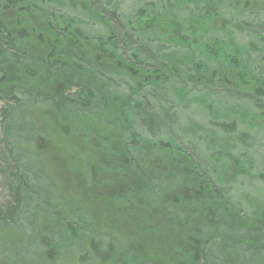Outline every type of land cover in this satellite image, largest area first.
Returning a JSON list of instances; mask_svg holds the SVG:
<instances>
[{"label":"trees","instance_id":"trees-1","mask_svg":"<svg viewBox=\"0 0 264 264\" xmlns=\"http://www.w3.org/2000/svg\"><path fill=\"white\" fill-rule=\"evenodd\" d=\"M203 1L204 0H200V3L202 2V4H205ZM234 1L237 2L236 0ZM25 2L28 6L31 5L34 10L38 8L36 6L37 0H25ZM244 3H246V9L235 5L233 2L235 14L237 12L240 13V15L245 14L244 17L250 21L260 18V11H257V9L254 11L253 6L262 5V2L243 0L241 5L243 6ZM60 4L64 7L67 5L66 2ZM191 5L194 4L191 3ZM145 6L146 5L143 4L144 8ZM187 6L186 15L190 13V9L187 10ZM138 10H134L132 14L135 15ZM59 15L56 14L55 18H51L50 16L44 17V22L48 26L47 31L52 32V36L54 37L55 35L66 36L65 29H69L66 26L67 24L69 25L67 17L65 15ZM21 18H23V20ZM124 18V21L132 20L131 14L126 15ZM74 22H78L76 18ZM33 25L30 14H16L9 19L7 18V14L5 15L0 12V53L1 55L2 53H9L10 56L8 59L10 58L9 61L11 64L14 62L17 64V60H24L26 57V43L30 41L28 38H33V34H36L33 30ZM246 25L249 26L251 24L248 23ZM254 25L255 23L253 26ZM49 26L51 27L50 29ZM239 29L243 30V27L241 26ZM125 31L127 34H123V37L127 36L128 39L126 41L127 43L121 42V48L122 50L127 49V52L134 51L135 49L129 46V44L132 43V41H130V35H132V33L129 29ZM188 31L190 32L188 33ZM250 32L251 39L245 42V44L239 46L236 41L233 42L232 62H230V64H232L233 67L232 79L234 81L245 80L246 75L248 76L249 73L255 74L254 72L257 71L258 67H255V57H253V55H256L258 58L259 55L264 52L261 48L262 45L264 46V38L259 41L258 34H256L255 31ZM195 33L193 27L188 28L186 26V37H188L185 40L186 45L180 44L179 46L184 49L181 54V60L184 59V61H186L185 65L190 63L193 69L199 70L204 67L200 66L195 60H192L195 58V51L192 50L194 38L196 37ZM213 34L214 31L211 29L210 25L202 28V36H212ZM138 41L142 44L140 48L146 53L148 48L145 37L139 38ZM170 47L172 46L170 45ZM243 48L245 49L244 52L242 50ZM138 50V64L142 65L144 61L147 60V56ZM208 51V49H205L203 52L208 54ZM74 52L79 53L80 51L74 50ZM228 58L229 53L226 55V63ZM73 60L74 78L71 81L69 80V91L74 90L73 95L65 100L63 99L64 104L56 101V107L50 100H45L43 98L37 99L35 97V90L30 89L21 82V80H26L29 76L25 73L22 74L20 69L18 70V66L16 67L18 71L17 74H14L12 71L6 72L3 68L2 61H0V101L7 103L6 108L3 109L5 115L2 116V120L7 122L3 125V141L6 143V148L10 153L9 156L13 160L12 165L16 168V170H13L11 166L6 168L9 174L12 173L11 176L9 175L11 177V185L9 187L11 202L8 203L5 209L0 210V233L8 231L15 234V232L21 229L22 220L20 219L22 215L27 216L30 212L33 213V215H43L52 220L56 219V221L61 220L63 216L64 220L67 218L68 222L69 219L72 220V214H75L76 211L82 208V212H84L83 219L85 221L93 220L96 226L99 225L95 227L91 222H88L87 225H84L86 227L85 229L88 233L97 232L100 238L99 245L102 244L101 242H105L107 246L106 257L102 259L100 264H264V228L260 224L259 209L253 208L250 212H240L238 209H235L233 205L230 204V199L223 196L219 191H216L214 186L208 182L206 174L200 170L199 163L190 155L193 151L187 149L191 151L188 153L185 148L182 149L180 146L175 148V145L178 144L174 143L171 145V143H169L168 139L174 141V136L167 132L165 134L167 138L164 139L165 143L157 142L158 140L155 142L152 141V143H155L154 146H159V149H154V152L163 157L161 165L157 166V169H161L159 171H164L166 165H168L169 168L167 169L173 173L171 175L174 177L175 181H177L176 189H174L180 195L177 208L178 218H174L172 207L170 205H165L163 202L165 199L163 193L165 195L168 193L165 191L163 192V189L159 187L157 179H152L151 175L148 174V172L155 170L152 169L151 156L147 154V150L143 148L139 149V151L136 149H126L122 146L121 142L117 141L120 136L129 138L128 140L131 141L139 139V137H137V131H134L135 126L131 125V122L135 123L136 118L144 119L146 122L144 123L147 128L150 129V132L151 130H156L155 126L157 124L154 122L155 119L153 115L146 112L144 103L140 99L142 90H138V92L135 93L136 86L134 84V76L131 74L127 76L124 74L122 75L121 82L126 85V92L120 94L116 91H108L106 85L111 86V83L109 81L102 82V80L97 77L96 73L91 77L90 84L85 83V80L87 81V75L84 72L85 68H83L82 64H80L77 59ZM190 60H192V62ZM259 60H262V58ZM210 62L211 61H208V63ZM207 67L210 69L209 66ZM236 73H238L239 76H235L237 75ZM188 74L190 73L187 72L184 78L169 76V79L174 80L170 82L163 81L161 83L165 87H170L172 90L170 94L176 95L179 101V97L187 101V92H190V89L194 92L199 85L196 84V81L202 79L204 82L201 83L200 86L203 89L201 90L203 95L211 97L212 91L216 90L215 88L222 87L224 95L237 99L240 104L244 105L242 107L258 109L264 105L262 99L258 98L257 90L251 91L250 89L247 90L245 87H239V89H234L233 87V89H230L227 88L228 82L225 83L221 81L217 84L213 82L212 77L191 76ZM167 79L166 77H153L148 79L149 82L147 85L156 86L159 81ZM180 82L184 83L183 85L190 89L186 88V90L182 92L177 91L173 83L178 85ZM161 83L159 84L162 85ZM261 92H263L262 96H264L263 87ZM164 96L165 93L160 97L163 98ZM77 98H81L79 103H81L82 107L78 110L79 112L71 108L73 107L72 101H77ZM166 98L165 96V99ZM38 100L43 102L47 101L46 104L43 103V106H53V110L59 112V121L60 118L68 121V119L63 116L65 113H62V109H66L68 105L72 112L75 111L82 115L92 114V116L100 114L97 115L98 119H100L99 116H101V119L107 120L105 126L93 131L89 124V118H79L81 125H85L84 123H86L85 127L88 129L89 134H85V137L88 139L81 136L83 144H74L81 149L84 148V151L89 150L88 154L95 156L93 159H96V162L91 164V173L87 176V179L91 181L89 187L84 189V186H81L84 190L83 194L81 196L79 194V196H77L78 199L72 197L73 200L71 201L70 199L72 204H69V201L65 203L62 202V211H57L50 201V193L55 191L54 186L56 185L55 182H52L53 172L59 170L66 172L63 170V166L68 162V148L69 144L73 143V141L69 140V133L66 135V131L60 135L55 128L56 124L54 121L49 123L51 125L47 126L46 130L38 126V117L36 116L37 112H40V110L36 111ZM109 101L112 103L110 104ZM10 103H13V105ZM14 106L17 107V109L14 108ZM9 111L16 112H11L9 115ZM41 112L44 116V122H50V117L45 116L47 111L43 110ZM69 116L75 115L69 114ZM152 124L154 125L153 128L151 127ZM212 124L217 129H220L223 134H225L226 138H232L233 145L237 141L236 145L241 144V146H244L254 136L251 137L244 131L239 130L238 128L241 127V124L235 121L230 123L216 121ZM111 127H114V133L120 135L113 138L115 140L114 144L110 142L112 140ZM49 128H51L49 132H52L50 135H55L52 140L55 150L52 152L49 147H46L51 140L44 141L42 145L39 143L42 141V134L48 131ZM80 131L82 134L84 128ZM151 134L154 135L152 132ZM91 140H96L97 145H92ZM189 141H191V139ZM63 146H65L66 149H63ZM231 148L230 146V149ZM204 149L206 150L207 147ZM228 155H230V151H228ZM228 155H226V157H228ZM101 158L105 159L103 164H99ZM26 167H31L30 172L35 175V177L32 178H37L33 181L35 184H33L32 189H28L29 185H27V182L29 177L27 175L29 172H25ZM94 169L97 170L96 175H98V180L96 182L93 180L95 178H89L92 176V170ZM242 174L247 176V173L244 171ZM37 180H39V182ZM247 182L250 183L248 180ZM53 183H55V185ZM35 185H37L36 189ZM48 188V199L40 198V194L44 196L47 195ZM75 190L77 191L79 189L75 188ZM258 192L260 193L259 190ZM70 193L71 194H68L73 195L72 192ZM261 194L264 196V193ZM147 196H150V198L151 196H161L162 198L158 200V204L160 203V205L155 206L158 208L157 210L161 212L160 217L162 220H168V223H175L178 225V227L177 225L175 226L176 228L174 229L175 232L172 233V238H170L168 242H165L166 246L169 248V255L166 258L168 263L162 261L164 254L161 256L162 258L160 257V252L164 253V248L162 247V242L159 241L160 239L157 237L158 234H154L152 230H148L149 233H147L148 231L143 234L139 233L140 230L145 231L146 228L148 229L153 221L152 218L149 219V217H147L151 211L150 208L152 206L150 202L153 198L148 199ZM255 199L258 200V197ZM253 202L256 203V205L258 204L257 201ZM78 203H80L81 206H78ZM159 206H163V212L162 207ZM169 209L171 211L170 216H167L165 219V214L166 212L168 213ZM173 211L175 213V210ZM64 214L66 216L69 215V217H66ZM59 227L60 226L55 225L49 228L51 233H54L55 236L48 239L49 242H46L44 245L49 247L50 251H64L67 253V256H69L70 252H79L81 249L76 247L74 248L75 251L69 250V237H74V234H78L76 233L78 228L76 229L72 224H64V230H62L63 226H61V229H59ZM69 228L72 229V235H69ZM63 238H65L64 242L66 244L61 243ZM57 239L60 240V243H53V247H55L53 248L50 245L52 244L51 240ZM174 239L177 241L173 242ZM215 246L218 247L220 253L218 257L214 255L212 251L206 252L207 248L213 249ZM178 247L180 250L177 252L175 250Z\"/></svg>","mask_w":264,"mask_h":264},{"label":"flooded vegetation","instance_id":"flooded-vegetation-1","mask_svg":"<svg viewBox=\"0 0 264 264\" xmlns=\"http://www.w3.org/2000/svg\"><path fill=\"white\" fill-rule=\"evenodd\" d=\"M97 1L100 3L95 6L94 4L92 5V0H37L36 6L38 8L34 10L31 5L28 6L25 0H0V12L7 14L9 19L16 14H30L34 24L33 30L36 32V34H33V38H28L30 41L26 43V57L24 60H17V64L15 62L11 64L10 58L8 59L9 53H2V55L0 53V61H2L5 71H12L17 74L16 67L18 66V70L20 69L22 74L25 73L29 76V78L27 77L26 80H21V82L30 89L35 90L37 99L50 100L52 104H55L56 101L64 104L63 99L69 98L67 96L69 82L74 78L73 59H77L85 68L84 72L87 75L85 83L90 84L91 77L96 73L102 82L109 81L111 83V86L106 85L108 91H116L120 94L127 91L126 85L121 82L123 74L134 76L135 93L144 89H164V91L168 89L171 92L170 87L163 86L161 82L173 81L174 79H169V76L184 78L186 73L189 72L190 74L188 75L191 76L212 77L213 82L217 84L221 81L228 82L227 88L230 89H233V87L234 89L245 87L247 90H257L258 98H261L264 103L263 92H261L262 87L264 88V52L258 58L254 55L257 61L255 67H258L257 71L254 72L256 75L249 73L248 76L246 75L245 80L240 81L232 79L233 67L230 62H232L233 42L236 41L241 46L251 39L250 31L252 30L249 29L248 32L247 27L249 28V26L246 24L249 22L244 17L245 14L240 15L238 12L235 14L233 8L234 2L235 5L246 9V3L243 6L241 5L243 0H236L237 2L234 0H204L205 4L200 3V0H146L144 2V5H146L144 10L138 7L132 9L131 12L139 10L135 15L133 14L134 18L128 21H124L125 18H123V21H121L120 17L118 18L116 14L118 6L117 8L114 7V5H118L116 0H112V2ZM135 1L137 3L141 2V0ZM64 2L67 3L65 7L60 4ZM191 3L194 5H191ZM186 6L187 10L190 9L188 15H186ZM67 7H69V15H66V17L69 25L67 24L66 26L69 29H65L66 36L55 35L54 37L52 32L47 31L48 26L44 22V17L55 18L58 12H65ZM254 7H256L255 10L260 11V18L264 16V3ZM75 18L78 21L76 23L74 22ZM21 19L23 20V18ZM209 25L214 34L212 36H202V28ZM95 26H98L100 30L91 31ZM186 26L188 28L193 27L196 32L194 44L192 45V50L195 51V58L192 60L204 67L199 70L193 69L190 63L185 65L186 61L184 59L181 60V54L184 49L179 45H186L185 40L188 38L186 37ZM241 26L243 30L239 29ZM121 28L131 31L132 35H129L132 43L128 44L130 48L135 49L134 51L127 52V49L122 50L121 42L127 43L128 38L127 36L123 37V34L120 33ZM247 32V36L244 37ZM143 36L147 41L148 49L146 53L142 51L138 41ZM263 38L264 36L258 34L259 41ZM134 39L136 42H134ZM205 49L209 50L208 54L203 52ZM74 50H79L80 52L77 53ZM137 50L147 56V60L142 65L138 64ZM242 50L243 52L245 51L244 48ZM228 53L229 58L226 63L225 59ZM260 58L262 60H259ZM192 60L190 61L192 62ZM208 61L211 62L208 63ZM236 74L235 76H239L238 73ZM153 77H166L168 79L159 81L156 86L147 85L148 79ZM203 82L204 80L202 79L196 81V84L199 85L194 92L189 87L184 86L182 82L178 85L173 83L179 92L186 90V88L190 89V92H187V101L180 97V101L177 100V96L174 94H171L166 99L164 96L161 100V103H164L163 107L169 104L168 110L178 106L177 109L182 108L183 116L186 117L183 123L186 124H183L185 127L182 130L180 127V132L191 130L190 127H187L188 124L193 125L197 129L196 125L200 126L202 124L197 120L205 122L207 125L211 124L213 127L212 123L216 121L224 123L235 121L241 124L238 129L251 137L254 135L252 138H257L260 135V126L264 120V105L258 109L242 107L244 105L240 104L237 99L224 95L222 87L215 88L216 90L212 91L211 97L203 95L201 91L203 89L200 86ZM174 99L175 101H173ZM46 102L38 100L37 107L43 106V103L46 104ZM109 103L111 104L112 102L109 101ZM191 104H194L195 110L189 107ZM189 110H193L191 114L198 116L204 113L205 120L184 114ZM46 111L47 114L45 116L50 117V122L48 121V123L54 121L58 126L59 112L53 110V106H48ZM69 112L70 114L72 113L69 105L66 106V109H62V113H65L63 116L67 119H69ZM161 118L165 123H170L169 120L172 119L171 116H163ZM136 119L135 122L137 123ZM60 121L64 122L65 120L60 118ZM216 130L220 129L214 127L212 132L214 133ZM46 133L48 135L52 134V132H44L45 135ZM196 134L199 135V132ZM66 135H68V132ZM202 137L205 139L206 135H202ZM194 138H196L195 134ZM222 140L229 142L228 145L231 147L234 146L233 139L226 138L225 134H223ZM230 146L228 151L232 149H230ZM46 147H49L51 152L55 150L51 141ZM228 151L226 155H228ZM247 154L248 150L245 151L244 156ZM190 155L197 161L194 158L196 157L195 154ZM247 161L248 159L244 162ZM262 179L264 181V177ZM258 205L260 206L257 208L261 210L258 212L260 224L264 228V204L259 203Z\"/></svg>","mask_w":264,"mask_h":264},{"label":"rangeland","instance_id":"rangeland-1","mask_svg":"<svg viewBox=\"0 0 264 264\" xmlns=\"http://www.w3.org/2000/svg\"><path fill=\"white\" fill-rule=\"evenodd\" d=\"M101 1H109L112 2V0H101ZM257 2L264 3V0H253ZM146 0H141V2H136L135 0H116V4L114 5L115 8L118 9L116 11V14L118 18L120 17L121 21H123V18L126 15L131 14V19L134 18L132 14V9L138 7L142 10H144V7L142 4H144ZM97 0H92V5L95 6L98 5ZM106 3V2H102ZM111 6V4H110ZM256 7L253 8L254 11ZM131 12V13H130ZM60 14L59 16L63 15H69V7L65 9V12L63 13H57ZM256 20L257 23L254 24V21ZM254 21L247 20L251 25H249V29L252 31H255L257 34H260L261 36H264V16H261V18H256ZM122 25V24H121ZM96 30H100L98 26H95L91 31L95 32ZM248 32L244 37L247 36ZM122 34H127L126 31L121 28ZM134 42L136 40L134 39ZM140 45H142L140 43ZM138 46V45H137ZM262 49L264 50V46L262 45ZM254 57V55H253ZM254 62L256 63V59L254 58ZM263 68H264V62H263ZM74 91V90H73ZM73 91L68 90L67 96H72ZM163 93H165V96H170V91L166 89H158V90H149L144 89L141 91V100L144 103L145 110L150 115H153L156 122V130H151V132L154 134L152 135L149 131L150 129L147 128L146 122L144 119H136L137 123L131 122L134 127V131H137V137L139 139L135 141L128 140L129 138L121 137L120 135L114 133V127H111V144L115 143L114 137L120 136V138L117 140L121 142L122 146L126 149H136L139 151V149L143 148L144 150H147V154L151 156V166L152 169L155 171L148 172V174L151 175L152 179L155 178L159 182V187L163 189V192L165 191L168 194H164L165 199L163 202L165 205H170L172 207V214H174V218H178L177 214V208L179 205V195L178 192L175 190L177 186V181H175L174 177L171 175L173 174L170 170L167 168L168 165H166V169L163 171H159L161 169H157V166L161 165L162 162V156L156 154L154 151L159 149V146H154L155 143H152V141L157 142H164V139L167 138L165 134L167 132L173 134L174 141L171 139H168L169 143L178 144L175 145V148H178L179 146L187 149H191L193 151L192 154H195L196 157H194L197 162L200 165V170L203 171L204 174H206V178L208 182H210L216 191H219L223 196L228 197L230 200V204L233 205L235 209H238L240 212L246 211L250 212L253 210V208L257 209L256 207L260 206L259 203L264 204V196L261 193H264V184H263V177H264V120L262 125L260 126V135H258L257 138H252L247 142L246 145L241 146L236 145L237 141L234 143V146L232 147L230 151V155L226 157L228 148L230 145L229 142L223 141V133L220 130H216L214 133L212 132V129L214 128L211 124L207 125L205 122H202L200 120H197L198 122H201L202 124L200 126H197V129L193 126L188 124L187 127H190L191 130L186 131H179L180 127H185L186 123L184 122L185 116H183V113L181 111L182 108L177 109L170 108L169 110L167 107L169 104L165 107H163L164 103H161L162 98L160 96H163ZM176 99V98H175ZM175 99L173 101H175ZM77 101L73 100L72 105L75 111L79 112L78 110L81 109V103H79L81 98H77ZM13 105V103H10ZM10 105V106H12ZM194 104H191L189 107H191L193 110L195 108L193 107ZM7 106V103L4 101L0 102V210H3L6 208L9 202H11L9 187H10V181H11V174L8 173L7 167L11 166L13 170L15 168L14 165H12V159L9 156L10 153L8 149L6 148V143H4V132H3V125L7 122L2 120V116L5 115L3 113V109H5ZM14 108L17 109V107L14 106ZM47 107L41 106L37 107V110H46ZM193 110H189L188 112L184 113L186 115H190L193 118H201L202 120H205V114L201 113L198 115L191 114ZM72 112L71 114H74L75 116H69L68 121H59L58 120V126L55 125V128L57 131L63 134L64 131L69 133V140L73 141V143L69 144V159L66 165L63 166V170L66 172H63L62 170L54 171L53 172V179L52 182L54 186V192L50 193V201L54 205L55 209L57 211H62V202H68L69 204H72V197L77 198V196H80L83 194V188L89 187V183L91 181L87 179V176L90 175V168L91 164L96 162V159H93V157L90 154H88V151H84V148H80L77 145L83 144L82 143V137L85 139H88L85 137V134H89L88 129L85 127V125H81V122L79 121V118L87 117L89 118V124L91 125V129L93 131L101 128L102 126H105L107 123L106 119H101V116H99L100 119H98L97 115L92 116V114H86L82 115L76 112ZM6 112V111H5ZM11 112L16 111H9V115ZM20 113V112H19ZM70 114V112H69ZM167 117L171 116L172 119L169 120L170 123L163 122L161 117ZM37 124L40 128L46 130L47 126H50L51 124L48 123V121L44 122L42 112H37ZM145 122V123H144ZM21 125V124H20ZM24 125V124H23ZM54 127V126H53ZM51 127V128H53ZM151 127L153 128L154 125L152 124ZM27 128V127H26ZM51 128L48 129L49 132ZM84 128V132L81 134V131ZM177 130V131H176ZM199 132V135L196 133ZM180 133V134H179ZM125 134V133H124ZM195 134V139L194 138ZM101 135V134H100ZM99 135V136H100ZM184 135V136H183ZM187 135V136H185ZM202 135H206L205 139H203ZM43 138L42 141L39 142L41 145L46 140H52L55 135H48L46 133L42 134ZM74 136V137H73ZM126 137V134H125ZM66 139V137H65ZM191 139V141H189ZM197 139V140H196ZM92 145H97L96 140H91ZM75 143V144H74ZM241 143V142H240ZM160 144V143H159ZM161 145V144H160ZM186 145V146H185ZM162 146V145H161ZM207 147L205 150L204 148ZM59 148V147H58ZM34 149V148H33ZM63 149H66L65 146H63ZM155 149V150H154ZM174 149V148H173ZM248 150V154H244L245 151ZM159 151V150H158ZM190 150H187L188 153ZM214 155V157H213ZM60 157V156H58ZM212 157V159H211ZM247 162L244 163V161ZM11 161V162H10ZM105 159L101 158V161L99 164H103ZM244 163V165H243ZM23 166V164H22ZM150 166V167H151ZM65 167V168H64ZM165 168V167H163ZM171 169V168H170ZM11 170V171H13ZM23 170V169H20ZM31 167H26L25 172L28 173L29 180L27 182L28 189H32L33 182L37 178L35 177L33 173L30 172ZM246 172L247 176L243 175L242 173ZM97 170H92V176L89 178H95L93 179L95 182L98 180L96 175ZM250 174V175H249ZM10 175V176H9ZM39 179V178H38ZM69 179V180H68ZM80 180V181H79ZM251 181L250 183L247 182ZM39 182V180H37ZM32 182V183H31ZM40 184V183H39ZM41 185V184H40ZM45 185V184H44ZM81 186H84L81 188ZM69 187V188H68ZM37 188V185H35V189ZM75 188H78L79 190H75ZM81 188V189H80ZM175 188V189H174ZM260 191V193L258 192ZM47 195L40 194V198L48 199L49 195V188L47 189ZM72 192L73 195H69ZM69 193V194H68ZM263 196V197H261ZM258 197V200L255 198ZM148 199L153 198L151 200V208H150V214L147 216L149 219H153L151 222V226L146 228L145 231L140 230V234H143L144 232L148 230L154 231V234H158L157 237L160 239L159 241L162 242L163 252H160V257L163 255L162 261H167V257L169 255V248L166 246L165 242H168L170 238L173 236L175 226L177 224L168 223V220H162L161 212L158 211L155 206L160 205L158 204V200L161 199V196L152 197L147 196ZM71 199V201H70ZM253 201H257L258 204L254 203ZM155 204V205H154ZM78 206H81L80 203L77 204ZM262 206V205H261ZM32 207V206H31ZM70 207V206H69ZM162 212L164 211L163 206ZM175 210V213L174 211ZM82 208L79 211H76L73 215L72 220L69 219L67 222L64 220V217L62 216L61 220L56 221V219H50L43 215H33V213H29L27 216L21 217L20 220H22L21 223V229H19L15 234L5 231L3 233H0V264H100L102 262V259L106 254V244L105 242L100 243V238L97 232L94 231V233H88L85 229L86 227L84 225H87L88 222H91L93 226L95 225L93 220H84L83 219V213ZM258 211H261L260 209ZM170 209L168 213L165 214L166 217L170 216ZM65 215V214H64ZM66 216V215H65ZM66 217H69L67 215ZM142 219V218H141ZM178 220V219H176ZM60 223V224H59ZM64 224L71 225L78 228V231L74 234V237H69V250L75 251L74 248H80L79 252L75 253H69V256H67V253L61 250L56 251H50L49 247H47L46 242H49L48 239H51L55 236L54 233H51L49 230L50 227H53L55 225L60 226L59 229H61V226H63L62 230H64ZM99 226V225H98ZM95 225V227H98ZM160 226V227H158ZM183 226V225H182ZM40 227V228H39ZM178 227V225H177ZM185 227V226H184ZM159 229V230H156ZM98 230V229H95ZM102 231V230H101ZM149 233V231L147 232ZM72 235V229L69 228V235ZM152 235V234H151ZM77 236V237H76ZM115 238V237H114ZM116 239V238H115ZM180 240V237H179ZM52 244H50L53 247V243H60V240H51ZM65 238L61 240V243H65ZM177 240L174 239L173 242H176ZM178 243V242H177ZM66 244V243H65ZM100 246V247H99ZM55 248V247H53ZM180 248H176L175 251H179ZM217 257L220 255L218 247H213V249L207 248L206 252H210ZM234 256V255H232ZM177 262V261H176ZM170 264V263H168Z\"/></svg>","mask_w":264,"mask_h":264},{"label":"bare ground","instance_id":"bare-ground-1","mask_svg":"<svg viewBox=\"0 0 264 264\" xmlns=\"http://www.w3.org/2000/svg\"><path fill=\"white\" fill-rule=\"evenodd\" d=\"M1 102V101H0Z\"/></svg>","mask_w":264,"mask_h":264}]
</instances>
